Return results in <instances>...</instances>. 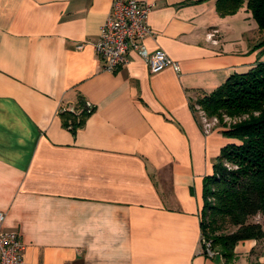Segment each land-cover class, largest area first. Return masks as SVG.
Here are the masks:
<instances>
[{"label": "crops", "instance_id": "0c3cea01", "mask_svg": "<svg viewBox=\"0 0 264 264\" xmlns=\"http://www.w3.org/2000/svg\"><path fill=\"white\" fill-rule=\"evenodd\" d=\"M142 1L155 5L145 47L179 72L135 51L106 68L94 45L112 0H0L3 227L25 264H264L257 241L232 262L204 252V179L235 140L192 107L264 60V33L216 0ZM81 100L93 112L73 134L60 112Z\"/></svg>", "mask_w": 264, "mask_h": 264}, {"label": "trees", "instance_id": "16d2710c", "mask_svg": "<svg viewBox=\"0 0 264 264\" xmlns=\"http://www.w3.org/2000/svg\"><path fill=\"white\" fill-rule=\"evenodd\" d=\"M209 0H198L203 3ZM250 12L264 32V0H216L220 17L241 9ZM264 47V41L257 48ZM210 120H216L222 134L234 143L221 150L211 175L203 183L202 236L226 262L236 258L237 245L264 240V61L250 71L233 74L210 94H199L192 105ZM83 100L73 110H62L63 126L73 134L92 114Z\"/></svg>", "mask_w": 264, "mask_h": 264}, {"label": "built area", "instance_id": "2783aa9c", "mask_svg": "<svg viewBox=\"0 0 264 264\" xmlns=\"http://www.w3.org/2000/svg\"><path fill=\"white\" fill-rule=\"evenodd\" d=\"M154 7L153 3L142 0H112L111 11L94 45L97 56L106 62L109 71L128 65L130 51L140 54L152 73H158L167 67L180 71L179 64L165 51L151 53L144 45L146 38L154 36L149 25ZM82 47L79 46L78 49ZM200 113L206 128L211 127L212 124ZM5 220L6 214L0 211V264H25L23 254L26 247L17 232L4 229ZM201 242L207 256L212 258L218 254L213 250L211 240L202 236Z\"/></svg>", "mask_w": 264, "mask_h": 264}, {"label": "rangeland", "instance_id": "374dc122", "mask_svg": "<svg viewBox=\"0 0 264 264\" xmlns=\"http://www.w3.org/2000/svg\"><path fill=\"white\" fill-rule=\"evenodd\" d=\"M247 17H248V22L249 23H251L252 25L253 24H255L256 26H257V23H256V21L254 20V18H253V16H252V14L249 12L248 14H247ZM247 19V18H246ZM243 21V20H242ZM241 23H243V22H241ZM262 33H264V32H262ZM264 40V39H263ZM262 40V41H263ZM264 61V60H263ZM197 112H199V117L202 119V114L200 113V109H199V107H197ZM207 120V122L208 123H210V124H212V125H217V122L215 121V120H210V119H206ZM202 122H203V125H204V121L202 120ZM252 221L253 222H261V223H264V219H263V217L262 216H257V217H255L254 219H252ZM257 251L258 252H255V254H258V255H261L262 253H263V251H264V240H262V241H259L258 242V248H257ZM253 261H255V258L253 259Z\"/></svg>", "mask_w": 264, "mask_h": 264}]
</instances>
